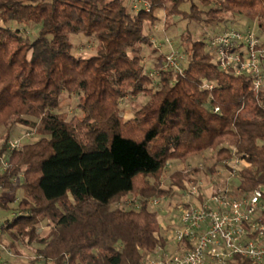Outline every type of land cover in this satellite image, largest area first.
Wrapping results in <instances>:
<instances>
[{"label":"trees","instance_id":"1","mask_svg":"<svg viewBox=\"0 0 264 264\" xmlns=\"http://www.w3.org/2000/svg\"><path fill=\"white\" fill-rule=\"evenodd\" d=\"M144 1L151 11L130 0H0V156L8 161L0 186L22 194L0 239L16 254L36 243L28 264H143L165 243L150 199L185 188L182 168L163 181L171 160L212 151V164L193 168L209 173L234 150L245 162L239 189L264 188V89L222 71L209 40L189 28L255 22L264 41V0ZM158 9L192 21L180 36L182 73L152 75L142 60ZM28 27L37 30L33 39ZM71 33L95 39L96 53L75 56ZM74 93L81 114L69 119L60 110ZM140 94L146 100L126 118L123 99ZM16 125L39 138L8 150ZM133 193V208L119 205ZM15 200L0 198V207ZM44 221L50 230L42 235ZM230 264L252 263L236 255Z\"/></svg>","mask_w":264,"mask_h":264},{"label":"built area","instance_id":"2","mask_svg":"<svg viewBox=\"0 0 264 264\" xmlns=\"http://www.w3.org/2000/svg\"><path fill=\"white\" fill-rule=\"evenodd\" d=\"M131 3L137 11L141 7L151 11L147 1L131 0ZM210 37L211 55L213 59L214 54L218 55L214 61L222 71L248 76L255 92L264 89V41L257 26L223 29ZM184 59L183 52L171 48L165 53L163 66L156 72L151 70L150 74L159 75L161 70L167 69L182 73ZM214 87L213 82L203 83L205 89ZM213 112L219 113V107H214ZM35 134L34 130H27L20 139L9 142V150L22 148L21 139ZM0 163L1 168L8 167L4 158L0 157ZM244 165V160L233 150L216 172L207 173L206 181L195 173V166H190L185 188L164 197L178 196L177 200L169 201L171 223H163L160 229L165 232V243L160 241L152 252L145 254L143 264H230L236 255L252 264H264V189L259 185L248 194L239 189L235 178ZM196 166L204 168L202 163ZM224 172L229 174L228 178L224 177ZM161 200L153 198L151 203L158 205ZM2 224L0 221V235Z\"/></svg>","mask_w":264,"mask_h":264},{"label":"rangeland","instance_id":"3","mask_svg":"<svg viewBox=\"0 0 264 264\" xmlns=\"http://www.w3.org/2000/svg\"><path fill=\"white\" fill-rule=\"evenodd\" d=\"M155 12L157 14L158 19H156L151 24L152 26L149 25L146 27V28L150 27L151 36L152 38L154 37L152 41V46L143 47L144 55L142 57L143 62H145V67H147V69L154 70L155 72L157 71L156 67H159L160 69L163 66L162 63L164 62L163 61L164 59L160 61L159 55L162 52L167 53L171 51V48L180 47V42H182V39L180 38V36L183 32H186L187 29L190 28L194 33H196V36L200 38L204 36L205 39L210 40L211 38L210 36H212L214 33L220 31V29L225 27V25L205 27L204 24L199 25L201 23H193L194 25L192 27H189L192 21H189L188 19L184 20L178 17L170 18L167 16V13L164 9H158ZM229 26L230 28H237V29L243 30L247 28H250V29L255 28L257 25L255 22L242 21L240 23L238 22L234 24H229ZM28 30L26 34H28L29 37L33 39L36 35L37 30L32 27H28ZM70 40L74 45L73 53L75 54V56L89 57L96 53L98 43L95 39L93 38L90 39L89 37L81 33H71ZM154 48L156 51H154ZM218 58H219L218 55L214 54V59L217 60ZM158 62H159V65L156 66L155 63H158ZM64 97L66 99L64 101V106L63 108H61L60 111L66 112L68 114L69 119L72 118L73 115L81 114V110L79 107L80 100L82 99L81 96L78 95L77 93H74L72 97H69L68 95ZM145 100H146V96L142 94L135 95L132 97L127 96L126 98H124L122 102L124 116L125 117L127 116L126 118L133 116L134 111L137 108H139ZM34 120L36 119L34 118ZM27 130L29 129H27L26 127L20 126V125H16L15 127H13L12 131L10 132V135L7 138L8 141H7L6 148L9 150V142L11 140H16L18 138L20 139ZM5 135H6L5 128L0 127V147L4 143ZM37 138H39V135L36 133L32 138L28 139L25 137V138H22L21 140L25 144L28 142H34L37 140ZM23 146L24 145H22V147ZM212 156H213L212 151H205L204 153H201L200 155H195L193 157H190L186 162H181L180 160H171V162L169 163L165 171V176L163 178H165V182H167L166 179H168L169 174L172 173V171H174L177 168H182L184 169V182H185V180L187 179L186 173L190 166L193 167V166L198 165L199 163H202L205 168L206 166L210 165L213 162ZM0 157L7 160L6 156H0ZM228 175H229L228 173L224 172L225 178H228ZM12 194L15 195L16 200L9 202L7 208L0 207V221L2 223L6 222L8 218L12 217L13 211L11 208L17 206V202L22 197V194H21L20 189H18L14 193L12 191H5V190L0 191V198L5 201H8ZM135 196L136 195L134 193L129 194L128 196L124 198V201L119 203V205L126 209L133 208L135 206V203L133 201V198ZM154 198H158V197H154ZM159 198L162 199L160 204L153 205L151 203V200L153 198L150 199L149 203L152 204V207L158 210V221L162 229L163 223H165V225L171 223V216L168 215L169 201L177 200L178 196H174L172 198H167V199H164V197H159ZM39 230L41 231V234L44 235L49 232L50 227L46 223V221H44L41 224H39ZM36 247H38V245L34 243L32 244V246L24 248L21 254H16L13 250L8 249L5 245V242L1 241L0 239V264H28L29 263L28 261L36 255L35 253Z\"/></svg>","mask_w":264,"mask_h":264},{"label":"crops","instance_id":"4","mask_svg":"<svg viewBox=\"0 0 264 264\" xmlns=\"http://www.w3.org/2000/svg\"><path fill=\"white\" fill-rule=\"evenodd\" d=\"M129 115H131V114H129ZM128 115V116H129ZM127 117V116H126ZM184 165V164H183ZM199 176H201V177H203L204 178V180L206 181V179H207V173L204 171V170H200L199 171V173H197ZM165 224V223H164ZM161 228V227H160ZM161 233L164 235V231L163 230H161Z\"/></svg>","mask_w":264,"mask_h":264}]
</instances>
